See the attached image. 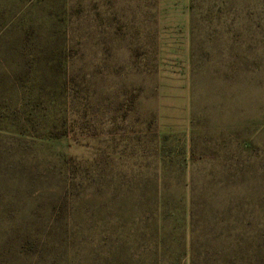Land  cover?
<instances>
[{"label": "rangeland", "instance_id": "374dc122", "mask_svg": "<svg viewBox=\"0 0 264 264\" xmlns=\"http://www.w3.org/2000/svg\"><path fill=\"white\" fill-rule=\"evenodd\" d=\"M190 221L264 264V0H0V264H168Z\"/></svg>", "mask_w": 264, "mask_h": 264}, {"label": "trees", "instance_id": "16d2710c", "mask_svg": "<svg viewBox=\"0 0 264 264\" xmlns=\"http://www.w3.org/2000/svg\"><path fill=\"white\" fill-rule=\"evenodd\" d=\"M190 237H189V243L188 247L186 245V249L184 250L183 254L177 258L173 259L170 262H168V258H164L167 260L168 264H230V261H228V255L222 254L220 251H211L215 250L213 248H206L203 251L201 250V246L196 241V238L194 237L193 232V224L190 221ZM161 227L157 226L156 230V241L154 240V246L156 249H159L162 244H164V238H161ZM158 237V238H157ZM155 260H160L159 256H155Z\"/></svg>", "mask_w": 264, "mask_h": 264}]
</instances>
